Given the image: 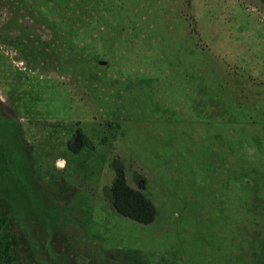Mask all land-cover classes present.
I'll list each match as a JSON object with an SVG mask.
<instances>
[{
	"label": "rangeland",
	"instance_id": "374dc122",
	"mask_svg": "<svg viewBox=\"0 0 264 264\" xmlns=\"http://www.w3.org/2000/svg\"><path fill=\"white\" fill-rule=\"evenodd\" d=\"M77 126L93 146L71 153ZM12 157L33 179L0 184V264H256L264 0H0ZM114 158L152 221L112 206Z\"/></svg>",
	"mask_w": 264,
	"mask_h": 264
},
{
	"label": "trees",
	"instance_id": "16d2710c",
	"mask_svg": "<svg viewBox=\"0 0 264 264\" xmlns=\"http://www.w3.org/2000/svg\"><path fill=\"white\" fill-rule=\"evenodd\" d=\"M14 140L20 145L19 135L16 130L14 133ZM83 146L92 147L93 142L83 128L81 126H77L67 140V147L69 150L76 153ZM19 148V151L22 154V146L20 145ZM22 157H24L23 154ZM22 160V162H17L13 158V161L4 160L0 163V174H4L1 175L0 184L9 186L10 183L14 188L26 187L30 184L29 181H32L33 178L31 175L28 177L25 174L24 171L28 168L25 165L24 158ZM111 166L114 170V175L110 184L105 189V194L109 198L114 209L120 214L140 222L147 223L152 221L157 214V209L154 202L143 191V188L145 187V178L140 176L137 180V187H134L127 182L124 164L121 160L114 158L111 161ZM19 205L20 204L17 206ZM9 211L18 216H22V213L19 211H14L11 208ZM261 247L263 249L262 258L256 264H264V243Z\"/></svg>",
	"mask_w": 264,
	"mask_h": 264
},
{
	"label": "crops",
	"instance_id": "0c3cea01",
	"mask_svg": "<svg viewBox=\"0 0 264 264\" xmlns=\"http://www.w3.org/2000/svg\"><path fill=\"white\" fill-rule=\"evenodd\" d=\"M18 125H19V124H18ZM21 125H23V124L21 123ZM21 125H20V127H22ZM22 139H23L22 142H23V144H24V146H25L26 143L24 142V138H22ZM68 150H69V149H68ZM69 151H70L71 153H74V152H72L71 150H69ZM79 151H81V150H79ZM79 151H78V152H79ZM76 153H77V152H76ZM26 155H27V154H26ZM19 217H20V218H23L22 216H19ZM35 258H36V263H37V262H38L37 247H36V257H35Z\"/></svg>",
	"mask_w": 264,
	"mask_h": 264
}]
</instances>
